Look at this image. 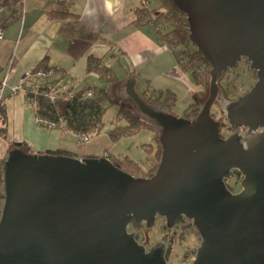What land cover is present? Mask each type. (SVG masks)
Returning a JSON list of instances; mask_svg holds the SVG:
<instances>
[{
  "label": "water",
  "instance_id": "water-1",
  "mask_svg": "<svg viewBox=\"0 0 264 264\" xmlns=\"http://www.w3.org/2000/svg\"><path fill=\"white\" fill-rule=\"evenodd\" d=\"M7 0H0V11ZM186 16L189 41L210 64L209 96L193 120L151 104L137 78L127 102L158 131L161 159L136 177L106 157L28 154L3 161L0 264H167L163 239L148 251L135 231L180 218L202 239L193 264H264V0H170ZM246 59L257 82L236 100L219 82ZM120 86V87H121ZM120 87L117 89L119 93ZM223 116H212L215 102ZM223 117L231 126L221 136ZM256 133L248 148L242 135ZM242 175V190L226 184ZM132 228L134 231L129 232Z\"/></svg>",
  "mask_w": 264,
  "mask_h": 264
},
{
  "label": "crops",
  "instance_id": "crops-1",
  "mask_svg": "<svg viewBox=\"0 0 264 264\" xmlns=\"http://www.w3.org/2000/svg\"><path fill=\"white\" fill-rule=\"evenodd\" d=\"M149 3L148 0H20L15 16L10 8L0 11V22L5 28L4 40L0 41V73L8 78L0 104V162L15 149L16 143H25L31 154L62 151L79 159L128 157L140 164L129 154H117V144L109 135L114 129L100 131L92 136L90 143H82L72 130L39 126L36 109L26 96L11 95V89L25 73L46 58L45 66L55 69L56 75L44 84L62 91L81 93L87 89H107L115 99L121 100L117 89L129 76V80L136 76L140 93L147 91L152 95V91L169 90L176 94V104L185 96L188 101L185 111L198 104L199 99L190 89L173 50L160 39L150 20H140L142 10L148 12L161 5L160 0L153 7ZM53 12L78 15L84 26L100 35V40L93 43L66 39L60 34L63 22L50 17ZM90 59L112 69L118 82L109 84L100 80L98 73L90 72ZM125 85L119 93L127 96ZM157 146L149 151L155 154ZM152 159L145 160L148 167L152 166Z\"/></svg>",
  "mask_w": 264,
  "mask_h": 264
},
{
  "label": "trees",
  "instance_id": "trees-1",
  "mask_svg": "<svg viewBox=\"0 0 264 264\" xmlns=\"http://www.w3.org/2000/svg\"><path fill=\"white\" fill-rule=\"evenodd\" d=\"M160 1L161 5L157 9L149 10L148 12H144L145 10H142L140 14L143 16L140 20L146 21L147 19L149 20L154 17L165 18L164 23L155 22L153 24V26L158 30L160 39L166 43L168 48L173 50L176 62L182 71L186 74H189L195 84L207 87V78L205 75L198 72V68L201 64L209 63L197 52L196 47L189 41V29L186 16L181 13L170 2V0ZM19 5L20 0H7L3 5V8L12 9V16H15V14H17L16 8ZM50 17L53 20H59L63 22V25L60 29V34L66 39H80L93 43H96L100 40V35L84 26L80 20V17L76 14L53 12L51 13ZM167 23L171 25V28L169 30L166 29L167 31H164V26ZM182 59H188L187 63H182ZM46 62L47 58L44 59V61L37 67H47L45 66ZM89 70L90 72L98 73L100 80L109 84H116L118 82V77L112 71V69L104 66L101 61L90 59ZM155 92L156 93L152 92V95H148L147 91L141 92V94L147 100L164 106V108L171 113V110L177 102L176 94L169 90ZM111 106H118V117L126 122L125 126L116 128L109 132V135L113 141L118 140L128 131V135L134 134L141 129H149L158 133L157 128L153 124L140 117L129 103H124L115 99L112 96L111 91L107 89L95 91L94 98L85 100H82L80 96L69 101L59 100L56 103H50L44 99H39L38 111L40 114L51 120H58L59 118L65 119L69 129L75 133L89 134L93 136L99 133L102 129L103 116L105 115L107 109ZM200 109L201 107L198 104H193L185 111L183 116L187 119L193 120L197 117ZM86 118H88L89 121L86 122ZM222 127H225V124L222 123ZM117 130L119 133H116ZM19 148L24 150L26 153L31 154L29 147L25 143H21ZM161 153L162 150L158 144L157 150L152 159V167L148 169L143 167L142 164H139L128 157L116 158L111 156L110 160L116 167L131 175L137 177L140 175L142 177H150L156 172L159 166ZM47 154L72 156L71 154L64 153L62 151ZM155 160L157 162L156 164ZM2 168L3 162L0 163V183H3ZM142 173L146 174L143 175ZM231 176L240 177L241 174L235 171ZM228 178H226V184L231 190L227 183ZM2 199H5L4 192ZM2 209L3 208H0V219L2 215Z\"/></svg>",
  "mask_w": 264,
  "mask_h": 264
},
{
  "label": "rangeland",
  "instance_id": "rangeland-1",
  "mask_svg": "<svg viewBox=\"0 0 264 264\" xmlns=\"http://www.w3.org/2000/svg\"><path fill=\"white\" fill-rule=\"evenodd\" d=\"M158 1L159 0H148V3L150 2L149 6H156ZM145 4L146 3H143V6H146ZM156 19L157 20L155 21L158 23H164L165 21V18L162 17ZM170 26L171 25L167 23L164 26V31L169 30L171 28ZM187 61L188 59H182V63H187ZM211 69L212 68L210 64H201L198 68V72L205 75V77L207 78V87L195 84L189 74H186L182 71L186 76V81L188 82L190 89L193 91V93L196 94V98L199 99L198 105L200 107H202V105L209 96V80ZM256 82V72L251 68L250 64L247 62L246 59H242L235 68L229 69L224 73L222 79L219 82V85L223 89L226 99L236 100L237 98L247 93L255 85ZM180 90L182 92V89ZM183 91L185 90L183 89ZM126 98L127 96L124 94L123 98H121L120 101L124 103H129L125 100ZM147 101L151 104L160 105L149 100ZM187 102L188 101L185 96L181 97L179 99V103L176 104L171 110V113L177 117H182L184 115L185 108L188 105ZM130 106L133 108L132 104H130ZM118 110V106H111L107 109L105 115L103 116V125L102 129L100 130L101 132L109 131L111 129H116L119 127L121 128L125 125V121L118 117ZM212 116L217 121L220 119V117L223 116L221 103L219 101H216L214 106L212 107ZM85 121L87 122L89 121V119L86 118ZM220 122L225 124V127L221 128V136L223 138H227L232 131L231 126L224 117L220 120ZM127 133L115 141L117 144V154L123 156L129 154L132 158H136L138 162H140V164L142 165L146 162L143 167H145L146 169L150 168V166L148 167V161L145 160L149 158L150 161V159H152L154 156V151H149V149L151 147L154 149L158 145V133L149 129H141L140 131L131 135H128ZM156 163L157 162L155 160V164ZM142 174L145 175L146 173ZM230 176L227 180V183L231 188V191L233 193L240 192L242 190V175L240 177ZM140 177L142 176L140 175ZM3 192L4 185L3 183H0V208H3L4 205V200L2 199ZM128 231L131 233L134 230L130 227ZM135 233L136 240L140 244L144 245L147 251L151 247H153V245L163 239L167 246V264H193L196 258L197 250L202 242L200 234L193 222L184 217L180 218L177 224L172 229H170V231H168L167 229L166 219L164 217H157L155 225L150 230H148L144 225L141 229L135 231Z\"/></svg>",
  "mask_w": 264,
  "mask_h": 264
},
{
  "label": "built area",
  "instance_id": "built-area-1",
  "mask_svg": "<svg viewBox=\"0 0 264 264\" xmlns=\"http://www.w3.org/2000/svg\"><path fill=\"white\" fill-rule=\"evenodd\" d=\"M155 16V15H154ZM157 20L155 17L150 20L153 25ZM4 24L0 22V41L4 40ZM56 75V70L50 67H35L27 71L20 82L11 89V95L22 93L26 96L27 101L32 104L37 112V124L47 129H61L64 131L70 130L67 122L63 118L58 120H51L38 111L39 99H44L50 103H56L59 100L69 101L78 96L82 100L91 99L95 97L93 89H87L81 93H74L62 91L54 86H48L45 82L51 80ZM7 76L2 77L0 73V102L3 100L4 90L7 85ZM75 133V132H74ZM82 143H90L92 135L76 133Z\"/></svg>",
  "mask_w": 264,
  "mask_h": 264
},
{
  "label": "clouds",
  "instance_id": "clouds-1",
  "mask_svg": "<svg viewBox=\"0 0 264 264\" xmlns=\"http://www.w3.org/2000/svg\"><path fill=\"white\" fill-rule=\"evenodd\" d=\"M110 7H111V5H109V8ZM258 131H264V129H259ZM254 137H256V133H252L251 135H242L241 136L240 142L245 149L248 148L249 141H254L256 138H258V137H256L254 139Z\"/></svg>",
  "mask_w": 264,
  "mask_h": 264
}]
</instances>
